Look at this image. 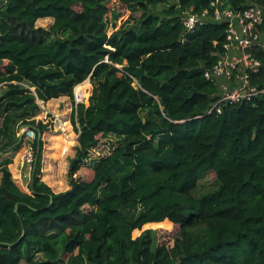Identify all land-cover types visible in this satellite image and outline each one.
Listing matches in <instances>:
<instances>
[{"label":"trees","instance_id":"16d2710c","mask_svg":"<svg viewBox=\"0 0 264 264\" xmlns=\"http://www.w3.org/2000/svg\"><path fill=\"white\" fill-rule=\"evenodd\" d=\"M110 1L0 0V264H264V93L209 112L218 89L204 72L223 52L226 23L187 31L180 21L215 0H119L136 14L108 16ZM251 54L264 65V49ZM86 79L91 93L80 90L70 116L69 187L43 182L36 138L23 191L1 156L19 150L20 125L51 129L50 114L33 118L38 101L72 99ZM251 84L264 87L263 67ZM62 125L59 152L75 143ZM209 173L216 189L195 197ZM166 223L178 226L171 244L157 229L132 235Z\"/></svg>","mask_w":264,"mask_h":264},{"label":"built area","instance_id":"2783aa9c","mask_svg":"<svg viewBox=\"0 0 264 264\" xmlns=\"http://www.w3.org/2000/svg\"><path fill=\"white\" fill-rule=\"evenodd\" d=\"M176 1V0H174ZM223 2L219 0L212 1L210 8L201 11L184 12L180 16V21L187 31H193L200 24L208 23H226L224 31L223 52L219 55L215 63L204 72L206 80L216 84L217 98L211 104L209 112L215 110L221 112L223 103H239L251 100L254 96L264 93V87L258 88L251 84L252 73H257L264 65L251 54L253 47L264 49V8L259 5H249L241 10H232L228 6L222 7ZM83 83H79L73 88V105L80 102L82 98L80 90ZM49 112L44 110L41 116L42 122L47 123ZM70 120V119H69ZM64 120L62 116L52 113L51 129L56 128L64 132ZM69 122V121H67ZM23 139L21 148V166L24 173L19 178H26V185L31 180V174L35 165V151L32 145L37 138V132L34 128L23 130Z\"/></svg>","mask_w":264,"mask_h":264},{"label":"rangeland","instance_id":"374dc122","mask_svg":"<svg viewBox=\"0 0 264 264\" xmlns=\"http://www.w3.org/2000/svg\"><path fill=\"white\" fill-rule=\"evenodd\" d=\"M106 6L109 8L108 16L113 11L120 12L123 15L131 14V13L136 14L135 13L136 11L131 12V10L124 7V5L122 3H120L119 0H111L110 2L106 3ZM51 23H52L51 18H41V19L37 20L36 25L48 28L51 25ZM118 24H119L118 20L117 21L112 20L111 23L109 24L108 32L110 33ZM85 81H83L82 83L85 82L84 84H86V86H84L82 88H84V89L87 88V90H88L87 92H88V94H90L91 90H92V86H91L88 79H86ZM84 84H82V85H84ZM67 103H70V105L72 107V105H73L72 99L68 98ZM57 114H60V113H57ZM40 115H42V111L39 112V114L36 116V118H39L38 116H40ZM64 117H67L66 113H64ZM70 125H72V123ZM72 127H73V131H71V132L73 133L74 137H76L77 133L74 131L73 125H72ZM65 132H67V131H65ZM47 133L49 135H45V137H44L45 139H43V134H41V140L43 142L41 170L42 169L47 170L46 173L51 175L48 177L49 181H50V178L55 179L56 185L53 187V189L56 191V190H60V189L65 188V181L67 179L68 161L74 156L75 146L77 144V141H75L74 144L68 145V147L66 148V150H64V152H62L61 149L59 152V148L61 147L60 145L62 144V139H60V136L57 137V134L61 135L63 132H60L59 130H51L50 132H47ZM111 142H114L113 138L107 139V141L104 142V145L106 147H110ZM62 145H63V149H64L65 146H64V144H62ZM102 146L103 145H101L99 147L100 150H98V151H100V153L107 151V148L101 149ZM22 152H23V150H21L19 148V151L17 153L18 155L16 154L17 159H19L18 156L22 158V156H21L23 154ZM97 153H98L97 151H92L89 154V157L84 160V162H85L84 164L91 163L92 162V161H90L91 159L98 158L99 153L98 154ZM14 158H12V160H11V158L6 159V160H8V164H7L8 168L10 167L12 169V172H11L12 179L19 186V188H21L23 191H28L27 185L25 184L26 179L20 180L19 177H17V175H16L17 163H18L17 167L21 166L20 163L22 160H21V158L19 160H14ZM216 187H217L216 178H215L213 173H209L204 179H201L200 181H198L196 188L193 190V195L195 197H199L200 195H202L208 191L216 189ZM145 228L157 229V239H158L160 244H171L172 243L171 236L178 230V226L173 224V223L172 224L166 223V224H162V225L147 224V225H144L142 227V229H140V230H134L132 233L133 237L140 234V232Z\"/></svg>","mask_w":264,"mask_h":264},{"label":"crops","instance_id":"0c3cea01","mask_svg":"<svg viewBox=\"0 0 264 264\" xmlns=\"http://www.w3.org/2000/svg\"><path fill=\"white\" fill-rule=\"evenodd\" d=\"M52 19V18H51ZM69 97H67V96H60V97H58V98H52V99H50V100H48V101H46V102H43V101H38V103H39V106H40V111H42V115H43V113H44V110H47L48 112H49V114L52 116V113L53 114H56V115H60V116H62V119L64 120V122H67V121H69L68 122V124H69V128L71 129V131H73V127H72V125H70L71 124V121L69 120L70 119V116H71V110H72V107H71V105H70V103H67V99H68ZM39 111V112H40ZM57 113H60V114H57ZM64 113H66L67 114V117H64ZM39 114V113H38ZM37 114V115H38ZM37 115H35L33 118H35V119H39L40 121H43L42 120V118H41V116L42 115H40V116H38L39 118H36V116ZM63 122V123H64ZM43 123V122H42ZM66 127V126H65ZM52 130H56V128H54V129H52ZM51 130H44L43 132H42V134H43V139H45L44 137H45V135H49L47 132H50ZM75 131V130H74ZM37 132V131H36ZM75 141H76V137H75ZM20 149L22 150V148L20 147ZM19 151V150H18ZM18 151H16V152H6V153H4L2 156H1V159H9V158H11V160H12V158H14V160H19L20 159V157L18 156V158L19 159H17V157H16V154L18 153ZM18 155V154H17ZM11 164V163H10ZM9 164V165H10ZM17 166H18V163H17ZM16 166V175H17V177H19L20 176V174H23L24 175V177L26 176V173H24V169H19L18 170V167ZM9 169H10V172H12V169L9 167ZM43 170V169H42ZM41 170V179L43 180V182H45L48 186H50L51 188H52V190L53 191H55L54 189H53V187L56 185L55 184V179H53V178H50V181H49V176H51V175H49V174H47L46 172H47V170H43L42 171ZM45 172V173H44ZM20 179V178H19ZM22 179H26V178H21L20 180H22ZM69 186H68V183H67V179H66V181H65V188H63V189H60V190H56L55 192H58V191H64V190H66L67 188H68Z\"/></svg>","mask_w":264,"mask_h":264},{"label":"water","instance_id":"95a60500","mask_svg":"<svg viewBox=\"0 0 264 264\" xmlns=\"http://www.w3.org/2000/svg\"><path fill=\"white\" fill-rule=\"evenodd\" d=\"M33 128L30 124H22L18 127V131H17V137H18V140L16 142V144H19L22 142V139H23V130L26 129V128ZM78 137V133H77V136H76V139ZM41 139V133L37 130V140L39 142V140ZM52 201L51 199V196H50V202ZM14 210H16V206L14 208Z\"/></svg>","mask_w":264,"mask_h":264},{"label":"bare ground","instance_id":"6f19581e","mask_svg":"<svg viewBox=\"0 0 264 264\" xmlns=\"http://www.w3.org/2000/svg\"><path fill=\"white\" fill-rule=\"evenodd\" d=\"M81 99H82V98H81ZM81 99H80V100H81Z\"/></svg>","mask_w":264,"mask_h":264}]
</instances>
